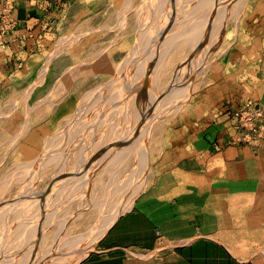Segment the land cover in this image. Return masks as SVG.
<instances>
[{"label": "bare ground", "instance_id": "6f19581e", "mask_svg": "<svg viewBox=\"0 0 264 264\" xmlns=\"http://www.w3.org/2000/svg\"><path fill=\"white\" fill-rule=\"evenodd\" d=\"M133 1H127L129 9L126 14L120 16L116 28L120 27V29L127 30L126 28L133 26L134 29L135 26L138 29L137 44L131 52L134 55L131 54L132 56L107 67V71L109 70L111 73V78L104 86V90L107 89L106 92H100L96 87L86 94L84 100L87 101V99L92 98L95 101L92 106L96 110L94 118L86 120L83 117L85 109L80 108L75 115L76 119H74V115H69L66 118L68 123L74 120L75 122L69 131L62 133L63 138L59 143H56L57 145H54L53 141L50 142L51 139L42 157L39 155L31 161H21L14 163L13 166L10 165L12 168L18 165V170L15 169L11 178L5 179L6 182L3 181L2 188L6 195L7 193L10 194L9 191L13 189L10 183L12 180H16L17 183L14 185L20 196L15 200L0 199V264H35L41 260L43 262V258L49 254L52 255L54 264H73L88 255L116 219L131 208L137 195L146 187L147 174L153 162L152 151L155 149V147L150 149L149 141L161 140L165 136V132L167 133L169 130V124L174 120L172 114L181 112V116L191 109L190 99L200 85L190 79L191 74L204 73L209 69L211 65L209 58L219 52L218 44L222 41L224 26L226 28V24L231 20L240 22L241 14L248 7V0H142L132 7ZM131 13L135 14V17L134 15L132 17ZM109 29L108 27V31L112 30V28ZM86 33L88 34V32ZM70 37L68 36L65 40ZM209 37L211 38L210 43H208ZM90 43L92 44V42ZM111 43L113 44V42ZM58 44L60 43L58 42ZM219 67V64H214L212 70L217 71ZM74 74H70L71 77ZM214 74L210 79L218 78V75ZM147 81L152 86L149 87L148 85L145 88L144 84ZM101 88L103 89V86ZM51 93L49 94L51 95ZM49 94L48 96H50ZM142 99L144 102H140ZM38 104L42 105L41 102ZM3 107L5 108V105ZM30 110L31 108H28L26 111V115L29 117ZM164 117H167L165 122L169 125L168 127L158 125V121ZM42 130L41 126L36 127V131L33 132L34 140L39 139ZM86 131L90 133V135L88 134L91 137L89 140L94 143L84 139L83 134ZM56 136L54 137L56 138ZM96 137H99L100 140L96 141ZM64 140L67 141V146H64L66 144ZM11 142L12 140L9 141V143ZM103 143L108 145L106 153H104L106 158H100L103 156L99 157V153H97L100 159H89L90 162L87 163L90 165L88 164L89 167L86 170H84L85 166H82L84 168L82 173L77 174L76 172L74 174L72 171V174H69L70 172L65 171L59 183H56L57 189L55 188V190L62 195L67 193L71 196L75 192L78 193L75 198L73 197L74 199L64 200L65 197H61L57 200L52 197L50 192L48 197L41 199L35 197L38 192L31 183L33 181L29 183V180L40 178L47 166L59 163L63 159L65 160L63 162L70 166L76 163L79 158L82 159L79 161L83 163L90 156L88 149L97 148ZM80 149L85 150L80 152ZM104 159H107L108 163L104 167L101 165V171L97 174H90V170L93 169L90 166H98L99 169ZM36 164L39 165V168L35 170L34 167L33 171L32 167ZM69 165L66 167L67 169H69ZM106 177H109L108 182H110L107 186L103 185ZM26 178L29 179L28 183L20 184L21 181L24 183ZM91 183L97 184L98 195L94 191H92L94 196L85 194V189ZM23 195H26V198ZM28 197L29 199H27ZM73 205L76 206L77 211L70 209ZM84 208L92 209L95 216L97 213L99 216L95 224L91 225L88 230L74 233L70 229L74 234L67 237L60 236L57 239L60 242L57 247L65 250L63 248L65 246L67 251L63 250L64 252H62L60 249L57 250L58 248L53 249L51 246V248H41L39 245H34L38 237H41L45 242L48 231L55 224H59L62 232L68 227L69 221L79 216ZM25 246L26 251L23 250Z\"/></svg>", "mask_w": 264, "mask_h": 264}, {"label": "crops", "instance_id": "0c3cea01", "mask_svg": "<svg viewBox=\"0 0 264 264\" xmlns=\"http://www.w3.org/2000/svg\"><path fill=\"white\" fill-rule=\"evenodd\" d=\"M12 1L14 24L0 35V87L21 73L28 78V91L33 87V103L59 98L60 117L102 75L90 71L83 80L75 71L74 55L47 57L45 31L55 12L51 0ZM258 64L254 71L262 73L257 81L262 91L256 95L264 109V61ZM231 124L226 114L201 127L191 148L198 154L199 170L189 172L190 180H178L173 168L149 175L131 208L73 264H264V141L256 152L235 143ZM213 150L214 163L207 165ZM154 154L152 165L158 156H168L167 151Z\"/></svg>", "mask_w": 264, "mask_h": 264}, {"label": "rangeland", "instance_id": "374dc122", "mask_svg": "<svg viewBox=\"0 0 264 264\" xmlns=\"http://www.w3.org/2000/svg\"><path fill=\"white\" fill-rule=\"evenodd\" d=\"M127 1L128 0H51L52 4L55 7V12L52 13L53 16L50 18V25L47 26L45 31L47 33L45 37L47 57H54L62 53L74 55L75 61L77 60L74 64L75 71L82 72H79L78 78L83 77L82 79L85 80V77H89L88 75L90 74V71H99L100 73H102V77L97 82L91 81V84H88L87 87L90 88V86L95 83L97 84L96 87L97 89H99L100 92H106L107 89L104 90V86L107 84L109 78H111V73H109V70L107 71V67L109 65L111 66L112 64H117L118 62H120V60L122 61L128 56L134 55V53L131 52H133V49L137 44V37L139 34L137 32L139 31L135 26L134 29L132 26L131 28H126L127 30L120 29V27L116 28L120 16L126 14V11L129 9ZM141 1L142 0H134L132 7H134L135 3H140ZM247 5L248 7L246 8V11L241 14L242 16L240 18V22L237 23L234 20H231L226 24L227 29L224 26V31L222 33V41L220 42V44H218V56L212 55L209 58V62L211 64L209 69L204 73L191 74L192 76L190 77V79L194 80L197 85L200 84L198 86L197 91L194 92L193 97L190 99V105L192 110H188L186 114L183 113L181 114V116V112H175L174 114H172V118H174V120L172 121V123L169 124L170 126L167 125L165 122L167 120V117H164L162 120L158 121V125H163L167 127L169 126V130H167V133L165 132V136L161 140L154 139L149 141L150 143L148 144H150V149L155 147L153 153H156V151H167L168 156L160 155L157 157L158 160L154 163V165H151L152 168L150 167L151 170L148 171L147 183L149 175L153 177V175L156 176L158 174H161V172L163 173L167 170L170 171L172 168L178 180L189 181L190 179H186L188 178L189 172H197L199 170L198 154L192 152L191 149L193 148V139L196 136L198 130L205 124L215 121L216 119L222 117V115H226L230 109L237 108L243 102L249 99L257 100L256 93H258L260 90L262 91L261 85L257 81L262 73H256L254 71V68H257V66L259 65L258 62L260 60L264 61V0H248ZM131 14L132 17L133 15L135 17V14ZM102 25L107 27V29H105V27H103ZM108 27L110 29L112 28V30L109 29L110 31H108ZM113 28L115 29L113 30ZM90 30L91 33H89ZM85 31L88 32V34ZM81 32H83L85 35ZM79 33L81 36L79 35ZM78 35L80 36V38ZM63 36L66 37L64 38ZM68 36L71 37L65 40ZM82 36H84L85 39L82 38ZM74 39L75 41L76 39L78 40L75 42ZM114 39H116V41H114ZM210 39L211 38L209 37L208 43L211 42ZM69 40L72 42H70ZM58 42L60 44H58ZM90 42H92V44ZM111 42H113L114 45ZM57 45L62 46L60 47ZM57 50H59L58 52L60 53H58ZM55 51L56 53H54ZM214 64L220 65L217 71L212 70V66ZM214 73L218 75V78L215 80L210 79V77ZM1 78L2 76L0 75V79ZM25 78L26 77L22 76L21 73L16 74L12 77L11 80H8V82L5 81L0 87V164L2 163L0 165V199L4 200H15L18 198V196H20L18 190H16V187L14 185L15 183H17L16 180H12V182L10 183L13 187V189L9 191L10 194L7 193L6 195V192H4L2 188V185L4 184L3 181L6 182L7 179L11 178V175L15 172V169L18 170V165L13 168L10 167V165L13 166L14 163H18L21 161H31L39 157V155L40 157H42L43 153L48 147L47 144L51 139L52 140L50 142L53 141L54 145H57L56 143H59V141H61L63 138L62 133L69 131L72 128L73 123L75 122L74 120L70 121L71 123H68L66 118L69 115H74V119H76L77 117H75V115L77 114L80 108L85 109L83 117H85L86 120L93 119L96 111L95 108H92L95 103L94 99L91 98L87 99V101L84 100L86 96L85 91L83 94L81 93L80 97L77 98V100H75V107L73 109H71L67 113H63L60 117H57L56 114L59 111L58 104L61 103L59 98H51V101H47L48 106L47 102L46 104L44 103L45 105L42 103L44 105L43 107H40L38 102L33 103L30 98L33 87L29 89V91H31L29 92V81L28 78ZM23 79L27 81L25 84L22 83ZM146 84H144V86H146L145 88H147L148 85L149 87L152 86V84L148 81L146 82ZM102 86L103 89L101 88ZM69 95L71 94L69 93ZM140 102H144V99H142ZM16 103L17 105H15ZM4 105L5 108L3 107ZM28 108H31L30 117L26 115V111L28 110ZM87 114L89 115L86 116ZM38 126H41L43 130L42 135L36 141L34 140L33 132L36 131V127ZM20 131L22 136L20 134ZM88 134L90 135V133L87 131L83 134V137L85 136L84 139L89 140V138H91ZM55 135H57L56 138L54 137ZM11 138H17L18 140H13ZM10 139L12 140L11 143H9V141H11ZM95 140L99 141L100 138L96 137ZM15 141H17L18 143ZM89 142L94 143L91 140H89ZM64 143H66L64 144V146H67V141H65ZM262 143L256 147H253L254 152H256L257 149L262 146ZM105 144L106 143H103L99 147L94 148L96 151L93 148H89L88 150L90 152V156L87 157V160L85 162H83L84 164L79 161L82 160L79 158L76 163H73V165L70 166L68 164L69 169H67L66 167H68V165L63 162L65 161L63 159L59 163H54L47 166L44 171L45 175L42 174L40 178L33 180L29 177V179H31H28L29 183L33 181L31 183L35 186L33 187L36 192H38L35 197L41 199L44 197H48V195H50L51 193L52 197L57 200L61 199V197H65L64 200H69V198L73 197L75 198L76 194L78 195V193L76 192L71 195L72 197L69 196L67 193H63L62 195L61 193L56 192V183H59V181L61 180L62 175L64 174L63 172L66 171L68 173L70 172L69 174H72L71 172L73 171L74 174H76V172L77 174H79L86 170L87 167H89L90 164L87 163L90 162L89 159H103L105 157L104 153H106V147L108 146L107 144ZM97 149L100 150L98 151ZM84 150L85 149H80V152H83ZM215 152L216 150H213V152L208 153L207 165H209V163L213 165L214 162L210 160V156L213 155ZM97 153H99V157H103L99 158L97 156ZM156 155L157 154H154L153 157L156 158ZM9 158L10 160H8ZM43 159L47 160L46 158ZM163 160H166L167 162L163 163ZM107 163V159H104V161L100 164L99 169L98 166L91 165L90 167L93 169L92 171L90 170V174L99 173L102 167H104V165ZM101 165L103 166L101 167ZM82 166H85V169ZM156 167H158L159 169L157 170ZM33 168L37 170V168H39V165L37 166L36 164L32 167V170L34 171ZM1 176L3 177V180ZM108 178L109 177H106L105 183H107ZM28 180L26 178V180H24V183H22L23 181L19 182L20 184H26L28 183ZM37 180L38 182H36ZM92 185L94 186L92 187ZM96 185V183H91L90 185H88L87 189H85V194L93 195L94 193L92 191H94L95 194L98 195V187H96ZM23 196L24 198H26V195ZM27 199H29V197ZM75 207L76 206L73 205L70 209L77 211L78 209H76ZM81 211L83 213L80 212L79 216L72 218V220L69 221L67 227L68 229H63V233L61 232V227L59 226V224H55L48 231L45 238V242H43V239L41 237H38L36 238V240L40 241L37 242L35 240L36 244L34 243V245H39V247L41 248L52 247L53 249L58 248L57 250H61V247H57V245H60V242L57 240L60 236L67 237L76 232L86 231L88 230V228L91 227V225L95 224V222L97 221L99 213H97V216H95L94 211L89 208H84V210L82 209ZM63 248H65V250L63 249L64 251L68 250L65 246ZM26 249V246L23 247L24 251H26ZM63 250L61 251L64 252ZM46 257L43 258L44 263L41 262V260V263L39 262L35 264H54L52 262L51 254L47 255Z\"/></svg>", "mask_w": 264, "mask_h": 264}, {"label": "built area", "instance_id": "2783aa9c", "mask_svg": "<svg viewBox=\"0 0 264 264\" xmlns=\"http://www.w3.org/2000/svg\"><path fill=\"white\" fill-rule=\"evenodd\" d=\"M1 3L0 35H3L14 24L11 18L14 3L12 0H1ZM227 114L235 130L232 136L235 143L256 147L264 141V109L257 100L249 99Z\"/></svg>", "mask_w": 264, "mask_h": 264}]
</instances>
